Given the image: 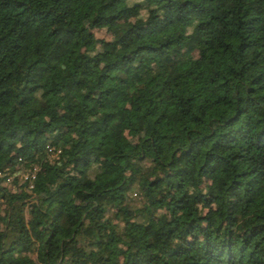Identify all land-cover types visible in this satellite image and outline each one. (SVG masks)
<instances>
[{
    "label": "trees",
    "instance_id": "obj_1",
    "mask_svg": "<svg viewBox=\"0 0 264 264\" xmlns=\"http://www.w3.org/2000/svg\"><path fill=\"white\" fill-rule=\"evenodd\" d=\"M0 264H264V0H0Z\"/></svg>",
    "mask_w": 264,
    "mask_h": 264
},
{
    "label": "rangeland",
    "instance_id": "obj_2",
    "mask_svg": "<svg viewBox=\"0 0 264 264\" xmlns=\"http://www.w3.org/2000/svg\"><path fill=\"white\" fill-rule=\"evenodd\" d=\"M95 35H96V37L105 38V39H110L112 37L111 36V33L109 31L104 30V29L103 30H97V31H95ZM26 173H31V172L30 171H27ZM20 174H25V172L24 173H20V172L17 173V177L19 176L18 177V180H17L18 182L20 180H22L21 177H20ZM13 177L14 176H12V175L11 176H6L5 179L3 180V185L5 187L10 188L12 191H15L17 189V185H14L13 184ZM24 190H26V189H24ZM132 197L133 198H136L134 194L132 195ZM31 198H33V197H31ZM1 207L3 208L4 207V204L1 203Z\"/></svg>",
    "mask_w": 264,
    "mask_h": 264
},
{
    "label": "built area",
    "instance_id": "obj_3",
    "mask_svg": "<svg viewBox=\"0 0 264 264\" xmlns=\"http://www.w3.org/2000/svg\"><path fill=\"white\" fill-rule=\"evenodd\" d=\"M51 150V149H50ZM20 177L21 179L25 182V181H30L34 178V174L31 172V173H25V174H20ZM31 187V185H30Z\"/></svg>",
    "mask_w": 264,
    "mask_h": 264
}]
</instances>
